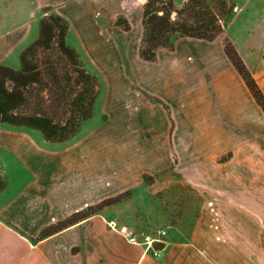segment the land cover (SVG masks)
<instances>
[{
    "label": "crops",
    "instance_id": "obj_1",
    "mask_svg": "<svg viewBox=\"0 0 264 264\" xmlns=\"http://www.w3.org/2000/svg\"><path fill=\"white\" fill-rule=\"evenodd\" d=\"M244 1L235 4L224 31L264 92V24L239 8ZM135 5V0H0V23H11L12 9H19L14 22L33 25L31 37L21 28L0 31V63L20 67V52L37 37L44 6L69 21L66 40L81 49L87 39L82 24L91 19V9L113 12L93 16L96 23L114 22L119 13L132 21ZM246 5L264 8V0ZM190 40L212 47H180ZM159 50L156 61L129 58L140 88L117 99L115 123L88 128L89 118L79 131H94V138L67 141L63 184L58 143L18 126L0 127V167L7 177L0 190V264H264V113L220 37H180L163 58ZM146 93L161 97L170 115ZM104 131L115 135L108 139ZM228 151V159L218 160ZM172 183L197 190V213L185 232L163 219L168 232L157 256L127 236L148 234L137 230L145 222L137 213H157L156 193ZM123 190L130 194L122 200L39 236L49 223Z\"/></svg>",
    "mask_w": 264,
    "mask_h": 264
},
{
    "label": "trees",
    "instance_id": "obj_2",
    "mask_svg": "<svg viewBox=\"0 0 264 264\" xmlns=\"http://www.w3.org/2000/svg\"><path fill=\"white\" fill-rule=\"evenodd\" d=\"M50 8L43 9L37 37L21 50L20 67L0 63V122L39 130L49 142H64L92 117L100 83L87 70L78 50L67 43L69 21L49 12ZM234 8V0H142L139 57L156 61L160 48L173 50L176 40L184 36L213 41L227 25ZM114 23L124 30L131 28L129 19L122 14L116 15ZM223 49L264 113V92L229 37L223 38ZM146 95L161 102L170 115V107L161 97ZM231 154L228 151L218 160H226ZM143 177L148 183L154 181L146 172ZM6 184L7 177L0 167V190ZM128 194L129 190H123L74 210L46 225L39 236L69 226Z\"/></svg>",
    "mask_w": 264,
    "mask_h": 264
},
{
    "label": "rangeland",
    "instance_id": "obj_3",
    "mask_svg": "<svg viewBox=\"0 0 264 264\" xmlns=\"http://www.w3.org/2000/svg\"><path fill=\"white\" fill-rule=\"evenodd\" d=\"M135 1L138 5L131 8L132 21L129 20L131 23V28L129 30H124L111 21L107 23H96L93 16L101 17L104 15L110 17L113 14L111 10L102 13L97 12L95 9H91L88 14L91 19L89 20V18H87L86 22L82 24L87 39L83 43L84 48H75L78 50L87 70L93 73L100 83V92L95 102L93 115L86 126L88 128L103 122L115 123L117 99H121L122 96H126L128 93L130 94L132 88L136 90L140 88L132 80L129 61V58L136 62L141 61L138 55V45L142 35V25L138 12H141L142 0ZM176 1L179 2L180 0ZM234 2L237 4L238 0H234ZM247 2L248 0H245L243 5H240L239 8L243 12L247 11L246 15L250 16V19L253 21L264 24V8L252 5L247 6ZM17 12H19V9H12V22L6 24L0 23V31H2L4 27L12 31L21 28L28 37H31L33 25L31 23H15L14 17ZM49 12L55 11L51 7ZM230 16L228 17L227 24ZM217 37H220L223 42V38L227 37L224 29ZM67 43L72 45V41H67ZM180 47L208 48L212 47V45L205 42L191 41L189 44H180ZM159 53L160 57L163 58L165 55L169 54V50L167 48H160ZM13 59L14 56L11 55L9 61L12 62ZM0 127L15 129V126L9 123L0 124ZM18 127H21L20 129H23V131H36L37 137H41L42 135L39 130L22 126ZM93 132L94 131H79L76 136L64 142H56L61 150V184L66 182L67 176V141L78 139L83 136L86 138H94V136H91ZM104 132L107 134L108 139H111L112 136L115 135L114 131ZM156 195L160 198V200H158V212L142 211L137 213L139 217L145 221L137 230L151 235H157L158 231L161 229H165L166 232H168V226L161 225L163 219H167V222L177 224L182 228V231L185 232L187 226L197 213V204L199 201V193L197 190L189 185L172 183L158 190ZM156 214L158 216H156Z\"/></svg>",
    "mask_w": 264,
    "mask_h": 264
},
{
    "label": "built area",
    "instance_id": "obj_4",
    "mask_svg": "<svg viewBox=\"0 0 264 264\" xmlns=\"http://www.w3.org/2000/svg\"><path fill=\"white\" fill-rule=\"evenodd\" d=\"M165 234H166V230L161 229L158 231L157 235L144 234V233L141 235L131 234L127 236V239L131 242L142 243L147 245V247H149V250L153 254L158 256L161 253V246L155 245L154 242L158 241L163 243Z\"/></svg>",
    "mask_w": 264,
    "mask_h": 264
}]
</instances>
